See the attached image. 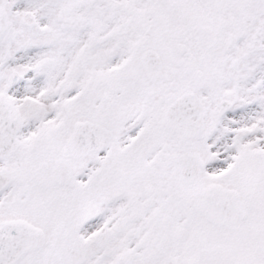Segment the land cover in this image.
<instances>
[{"label":"snow or ice","instance_id":"6c2138e0","mask_svg":"<svg viewBox=\"0 0 264 264\" xmlns=\"http://www.w3.org/2000/svg\"><path fill=\"white\" fill-rule=\"evenodd\" d=\"M0 264H264V0H0Z\"/></svg>","mask_w":264,"mask_h":264}]
</instances>
